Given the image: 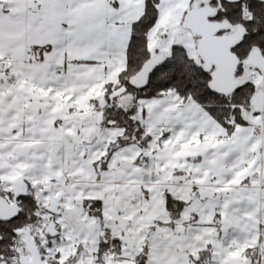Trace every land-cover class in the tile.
<instances>
[{
	"label": "snow or ice",
	"instance_id": "1",
	"mask_svg": "<svg viewBox=\"0 0 264 264\" xmlns=\"http://www.w3.org/2000/svg\"><path fill=\"white\" fill-rule=\"evenodd\" d=\"M0 264H264V0H0Z\"/></svg>",
	"mask_w": 264,
	"mask_h": 264
}]
</instances>
